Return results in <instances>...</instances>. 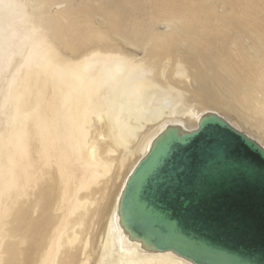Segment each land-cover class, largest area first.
<instances>
[{
  "label": "bare ground",
  "instance_id": "obj_1",
  "mask_svg": "<svg viewBox=\"0 0 264 264\" xmlns=\"http://www.w3.org/2000/svg\"><path fill=\"white\" fill-rule=\"evenodd\" d=\"M207 113L264 148V0H0V264H192L116 210Z\"/></svg>",
  "mask_w": 264,
  "mask_h": 264
},
{
  "label": "water",
  "instance_id": "obj_2",
  "mask_svg": "<svg viewBox=\"0 0 264 264\" xmlns=\"http://www.w3.org/2000/svg\"><path fill=\"white\" fill-rule=\"evenodd\" d=\"M116 216L144 252L264 264V148L213 113L171 125L127 175Z\"/></svg>",
  "mask_w": 264,
  "mask_h": 264
},
{
  "label": "rangeland",
  "instance_id": "obj_3",
  "mask_svg": "<svg viewBox=\"0 0 264 264\" xmlns=\"http://www.w3.org/2000/svg\"><path fill=\"white\" fill-rule=\"evenodd\" d=\"M245 131H246V130H245ZM242 133H245V132L242 131Z\"/></svg>",
  "mask_w": 264,
  "mask_h": 264
}]
</instances>
